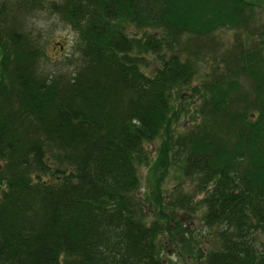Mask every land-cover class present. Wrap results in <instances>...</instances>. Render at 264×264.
Listing matches in <instances>:
<instances>
[{
	"label": "trees",
	"instance_id": "trees-1",
	"mask_svg": "<svg viewBox=\"0 0 264 264\" xmlns=\"http://www.w3.org/2000/svg\"><path fill=\"white\" fill-rule=\"evenodd\" d=\"M49 5L76 35L70 73L43 69L34 1L0 0V264H164L159 237L174 232L177 246L186 233L161 194L176 161L195 191L179 206L204 194V225L221 227L199 264H264V0ZM221 31L234 33L223 68L190 87ZM148 56L159 60L150 74ZM186 88L195 122L174 135L171 94Z\"/></svg>",
	"mask_w": 264,
	"mask_h": 264
},
{
	"label": "rangeland",
	"instance_id": "rangeland-1",
	"mask_svg": "<svg viewBox=\"0 0 264 264\" xmlns=\"http://www.w3.org/2000/svg\"><path fill=\"white\" fill-rule=\"evenodd\" d=\"M33 1L36 6L32 15H29V28H31L32 35L40 43V48L43 52V57L41 58L43 69L51 72L55 70L67 73L72 72L79 65L78 56L73 48L76 40L75 32L66 22L61 20L59 15L49 9V3L53 0H43L40 5V0ZM59 1L55 0L57 3ZM259 23L264 25V17L262 19L259 17ZM261 30L264 31L263 28ZM126 32L128 36L135 39H140L145 34V31H139L130 26L126 28ZM233 36L234 33L231 31H221L215 35L217 41L214 39V42L217 48L214 49V52L211 51L202 56L201 59L204 58L205 63L199 61L196 64V76L190 87H195L197 84L203 82L205 78H209L216 66L214 65L215 63L219 69L223 68L220 60L228 55L227 51L233 43ZM216 56L218 58L217 61ZM158 66L159 60L154 56H148L147 66L144 68V72L150 74ZM171 103L180 111V116L172 128L173 134L176 135L189 131V127L195 122L191 118L196 106L199 104L198 99L190 93V88H186L180 90V92L174 91L171 94ZM160 142L161 138L145 146V150L149 153L150 162L155 159L156 150L158 151L157 147H159ZM179 165H181L180 162L176 161L175 164L170 166L168 174L161 184V194L164 202L171 203L175 206L173 207V214L176 218H179L181 224H184L186 233L181 235L184 244L174 246L177 243L179 235L174 232L165 233L159 237L161 259L164 264H199L203 259L200 255L205 256L210 252L220 249L217 233L221 230V227H207L204 225L202 216L205 213V208L199 204L204 194H196L192 198L189 205L193 206V209L189 212L179 206L178 201L182 197L192 196L195 192L191 181L181 178ZM148 171V166H143L138 169L140 179L139 195L142 199L146 198L150 202L153 196L148 183ZM144 214L148 223L155 219L154 214L148 211L147 203L144 207ZM186 242L194 248V253L197 252L196 256L193 251L190 255L187 254V250L184 248Z\"/></svg>",
	"mask_w": 264,
	"mask_h": 264
}]
</instances>
